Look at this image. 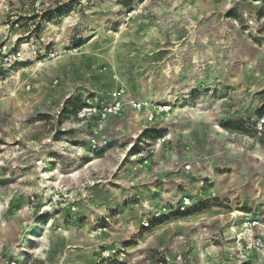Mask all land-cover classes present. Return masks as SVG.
Listing matches in <instances>:
<instances>
[{
	"label": "rangeland",
	"instance_id": "1",
	"mask_svg": "<svg viewBox=\"0 0 264 264\" xmlns=\"http://www.w3.org/2000/svg\"><path fill=\"white\" fill-rule=\"evenodd\" d=\"M252 1L42 0L40 19L19 12V35L42 28L0 80L1 263L219 262L238 212L264 205V16ZM45 49L60 58L38 66ZM118 87L170 109L95 155L74 111ZM182 196L193 208L175 212Z\"/></svg>",
	"mask_w": 264,
	"mask_h": 264
},
{
	"label": "built area",
	"instance_id": "2",
	"mask_svg": "<svg viewBox=\"0 0 264 264\" xmlns=\"http://www.w3.org/2000/svg\"><path fill=\"white\" fill-rule=\"evenodd\" d=\"M258 6L264 16V2L259 0L252 1ZM22 9L36 12L40 19L44 13L42 0H0V80L2 77L11 74L20 64L26 62L27 53L21 44V40L30 34L21 31V22L29 17L20 14ZM33 16V14H32ZM261 22L264 18H260ZM251 22H248L250 25ZM40 27L42 28L41 22ZM37 25L32 39H38L41 30ZM18 33V34H16ZM38 66H44V61H54L60 58L58 51L44 50L40 53ZM39 55V54H38ZM123 89H119L112 95H107L100 99L96 94L87 95L77 108L74 119L77 123L91 128L92 138L89 144V151L93 154L104 151L108 148L109 142L102 136L105 123L109 118L117 117L123 108L127 106L135 112L146 113L147 121L152 123L156 118L167 112L170 108L160 105L157 102H145L134 98L126 99ZM256 135L261 136L264 131V115L257 119L254 127ZM192 200L188 196H182L175 206V212H186L193 208ZM228 235V236H225ZM224 234L223 242L228 244V257L235 264H257L264 262V211L260 208L244 213L236 225H232L227 233ZM174 264H195L191 259L177 255L173 259ZM162 264V263H159ZM217 264H226L220 261Z\"/></svg>",
	"mask_w": 264,
	"mask_h": 264
},
{
	"label": "crops",
	"instance_id": "3",
	"mask_svg": "<svg viewBox=\"0 0 264 264\" xmlns=\"http://www.w3.org/2000/svg\"><path fill=\"white\" fill-rule=\"evenodd\" d=\"M261 1H264V0H261ZM63 62H64L63 58H61L57 62H50V63L46 64V66L49 69L56 71V70H60V68L63 66ZM119 88L120 87H118L117 89H119ZM101 93L100 94L95 93V94H96V96H98L100 99L103 100L104 97L107 96V94L102 95ZM134 112H132V113H134ZM132 113L129 114V108L127 106H125L119 116L109 118L107 120V122L105 123V128L102 132V136L105 137V139L109 142V144H110V141L112 142V141H114V139H117L119 137H124L125 134H129V135L135 134L143 128L144 121L146 119L144 115H146V113L136 112V114H138L137 120L140 123L138 129H136L134 127L133 122L129 121V117L131 116ZM257 208H260L261 210L264 211V205H262V207H254L250 211H254ZM247 212L248 211L238 212V216L236 217L235 221H233L232 225H236L240 221L243 214L247 213ZM225 236H228V235L225 234ZM219 254H221L222 256L216 261H219V262L224 261L226 264H235L228 257V244L222 243L221 248H219ZM0 264H3V263L0 262ZM257 264H264V262H258Z\"/></svg>",
	"mask_w": 264,
	"mask_h": 264
},
{
	"label": "trees",
	"instance_id": "4",
	"mask_svg": "<svg viewBox=\"0 0 264 264\" xmlns=\"http://www.w3.org/2000/svg\"><path fill=\"white\" fill-rule=\"evenodd\" d=\"M79 106H80V105H79ZM79 106H78V107H79ZM78 107H77V108H78ZM77 108H76V110H77ZM76 110L74 111V116H75ZM101 152H102V151H101ZM101 152H100V153H101ZM97 154H99V153H96L95 155H97Z\"/></svg>",
	"mask_w": 264,
	"mask_h": 264
},
{
	"label": "bare ground",
	"instance_id": "5",
	"mask_svg": "<svg viewBox=\"0 0 264 264\" xmlns=\"http://www.w3.org/2000/svg\"><path fill=\"white\" fill-rule=\"evenodd\" d=\"M151 94V93H150ZM152 95V94H151ZM154 95V94H153ZM152 97V96H151ZM29 230V229H28ZM32 232V231H31ZM33 241H34V239H33Z\"/></svg>",
	"mask_w": 264,
	"mask_h": 264
}]
</instances>
